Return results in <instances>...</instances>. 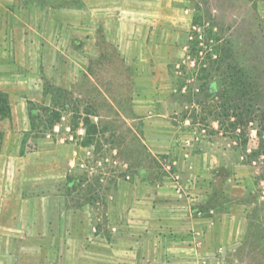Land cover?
<instances>
[{
    "label": "rangeland",
    "instance_id": "rangeland-1",
    "mask_svg": "<svg viewBox=\"0 0 264 264\" xmlns=\"http://www.w3.org/2000/svg\"><path fill=\"white\" fill-rule=\"evenodd\" d=\"M102 1L101 11L87 13L97 0H25L77 9L72 17L89 26L93 38L90 77L80 75L68 90L46 82L43 99L29 101L22 112L30 122L28 112L34 111V127L15 131L24 133L20 159L9 142L6 166L23 173L27 231L45 230L48 217L58 225L53 231L61 247L69 213L84 211L108 235L113 214L129 209V183L176 178L211 191L198 205L204 211L209 204L221 222L208 264H264V157L256 153L257 124L235 123L234 117L215 121L217 105L226 102L224 80L238 72L251 81L253 110L264 112V0ZM195 15L199 28L191 26ZM80 38L73 43L77 51ZM53 56L49 48L45 57L53 62ZM201 69L209 74L206 82L198 80ZM86 118L97 134L91 147L81 148ZM169 130L197 139L188 148L173 144L169 153L151 152L145 134L160 146L166 144L157 136ZM189 151L201 167L212 166L210 172L175 175ZM29 242L51 245L34 235Z\"/></svg>",
    "mask_w": 264,
    "mask_h": 264
},
{
    "label": "crops",
    "instance_id": "crops-1",
    "mask_svg": "<svg viewBox=\"0 0 264 264\" xmlns=\"http://www.w3.org/2000/svg\"><path fill=\"white\" fill-rule=\"evenodd\" d=\"M102 5L103 1L97 0L91 7L87 5L86 12L101 11ZM76 10L0 0V91L8 95L11 114L0 122V264H208L214 251L210 241L219 236L221 222L209 204L199 211L200 198L206 199L211 191L196 187L190 180L120 184L121 190L127 185L130 191L129 209L113 214L108 235L98 231L89 215L83 216L84 211L69 213L61 247L57 230L53 231L58 225L51 224L48 217L42 220L45 230L32 235L27 231L23 173L18 167L6 166L9 142L17 147L14 158L20 159L24 133L15 131H27L30 124L22 112L29 101L43 99L46 82L68 90L80 75L90 77L87 65L93 38L90 27H80L72 17ZM63 15L67 18H59ZM80 35L82 49L77 51L73 43ZM49 48L53 62L45 57ZM148 136L146 133L149 150L157 153H169L166 149L171 150L173 144L180 149L191 147L197 139L188 131L177 135L176 130H169L157 136L166 145L154 146ZM183 155L188 161L176 169L177 176L203 174L212 168L194 162L191 151ZM33 235L39 241L49 239L51 245L30 243Z\"/></svg>",
    "mask_w": 264,
    "mask_h": 264
},
{
    "label": "trees",
    "instance_id": "trees-1",
    "mask_svg": "<svg viewBox=\"0 0 264 264\" xmlns=\"http://www.w3.org/2000/svg\"><path fill=\"white\" fill-rule=\"evenodd\" d=\"M191 26L192 28H199L202 26L200 25V18L198 16L195 15L193 17ZM233 69L236 70L235 68ZM201 70V76L198 78V80L206 82L209 74H206L205 70ZM224 85L225 95L222 96V99H225L226 102L219 103L217 105L219 112L216 113L215 121L220 125L221 121L218 120L220 117H234L235 120L233 122L235 123L243 122L246 124L256 122V135L259 139L256 153L264 157V112L259 111L258 109L253 110V101L250 95L252 89L251 81L241 74V72H238L237 74H232L229 78L225 79ZM241 96H246L244 102H241ZM239 110H241V113H238ZM33 112V110H29L28 112V117L30 120L29 124L31 128L34 127V119H32L31 116ZM254 113H257V115H253ZM10 117L11 114L8 95L0 91V122L5 119H9ZM83 127L84 137L82 138L80 145L82 147H91L93 144V138L97 134V126L96 124L89 122L88 118H86L83 120ZM68 176L69 175L66 176L67 185L70 183Z\"/></svg>",
    "mask_w": 264,
    "mask_h": 264
}]
</instances>
